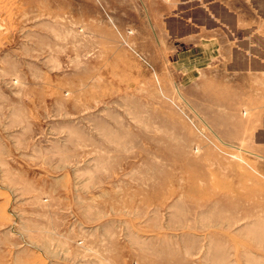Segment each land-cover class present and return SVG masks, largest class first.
Here are the masks:
<instances>
[{"label": "rangeland", "instance_id": "374dc122", "mask_svg": "<svg viewBox=\"0 0 264 264\" xmlns=\"http://www.w3.org/2000/svg\"><path fill=\"white\" fill-rule=\"evenodd\" d=\"M181 3L0 0L5 262L264 264V147L199 112Z\"/></svg>", "mask_w": 264, "mask_h": 264}, {"label": "crops", "instance_id": "0c3cea01", "mask_svg": "<svg viewBox=\"0 0 264 264\" xmlns=\"http://www.w3.org/2000/svg\"><path fill=\"white\" fill-rule=\"evenodd\" d=\"M182 1L167 27L179 70L201 92L199 112L216 123V115H225L226 128L248 131L264 147V0ZM3 242L0 264H8Z\"/></svg>", "mask_w": 264, "mask_h": 264}]
</instances>
